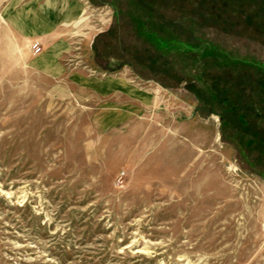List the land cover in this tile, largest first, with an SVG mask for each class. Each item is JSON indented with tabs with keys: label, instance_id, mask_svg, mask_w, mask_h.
I'll use <instances>...</instances> for the list:
<instances>
[{
	"label": "rangeland",
	"instance_id": "obj_1",
	"mask_svg": "<svg viewBox=\"0 0 264 264\" xmlns=\"http://www.w3.org/2000/svg\"><path fill=\"white\" fill-rule=\"evenodd\" d=\"M88 8L94 35L73 36L61 63L101 77L92 45L111 10ZM132 52L158 67L150 44ZM30 57L0 19V264H264V153L241 167L213 115L151 109L111 127L109 102L48 79ZM117 71L192 110L184 84L166 90L127 65L106 73Z\"/></svg>",
	"mask_w": 264,
	"mask_h": 264
},
{
	"label": "trees",
	"instance_id": "obj_2",
	"mask_svg": "<svg viewBox=\"0 0 264 264\" xmlns=\"http://www.w3.org/2000/svg\"><path fill=\"white\" fill-rule=\"evenodd\" d=\"M86 1L111 10L110 27L92 45L103 72L127 65L166 90L184 84L193 100L191 117L217 116L220 138L241 167L255 152L264 153V58L255 53L264 48V0ZM145 42L157 53V68L145 67L132 52ZM110 62L119 65L107 67Z\"/></svg>",
	"mask_w": 264,
	"mask_h": 264
},
{
	"label": "crops",
	"instance_id": "obj_3",
	"mask_svg": "<svg viewBox=\"0 0 264 264\" xmlns=\"http://www.w3.org/2000/svg\"><path fill=\"white\" fill-rule=\"evenodd\" d=\"M87 4L84 0H11L1 7L0 19L17 38L29 45L34 41L40 42L41 53L31 55L29 59L36 72L50 80L84 90L93 98L109 102L105 119L111 122V127H117L126 120H131L132 127L151 109L175 118L183 112L189 118L192 110L189 107L185 109L170 92L143 89L120 71L109 74L101 69L98 72H102V76L97 77L61 63V59L69 54V40L73 36L80 37L82 41L94 35L86 29L90 20ZM79 32L82 33L76 35ZM121 99L125 101L122 107Z\"/></svg>",
	"mask_w": 264,
	"mask_h": 264
},
{
	"label": "built area",
	"instance_id": "obj_4",
	"mask_svg": "<svg viewBox=\"0 0 264 264\" xmlns=\"http://www.w3.org/2000/svg\"><path fill=\"white\" fill-rule=\"evenodd\" d=\"M84 2H85V4H87L86 0H84ZM87 7H89L88 4H87ZM107 13H108V11H105L104 14L106 15ZM29 51H30V54L33 55V56L40 54L41 51H42L40 42L39 41H34V42L30 43Z\"/></svg>",
	"mask_w": 264,
	"mask_h": 264
},
{
	"label": "water",
	"instance_id": "obj_5",
	"mask_svg": "<svg viewBox=\"0 0 264 264\" xmlns=\"http://www.w3.org/2000/svg\"><path fill=\"white\" fill-rule=\"evenodd\" d=\"M115 64L119 65L118 62H115V63L110 62V63H107V67L113 68Z\"/></svg>",
	"mask_w": 264,
	"mask_h": 264
}]
</instances>
